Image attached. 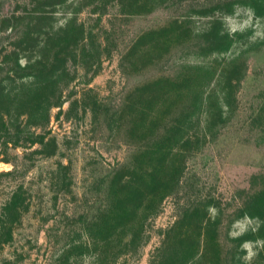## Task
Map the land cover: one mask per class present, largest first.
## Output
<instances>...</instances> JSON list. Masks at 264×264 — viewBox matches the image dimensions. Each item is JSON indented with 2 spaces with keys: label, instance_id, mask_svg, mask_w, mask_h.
Masks as SVG:
<instances>
[{
  "label": "rangeland",
  "instance_id": "rangeland-1",
  "mask_svg": "<svg viewBox=\"0 0 264 264\" xmlns=\"http://www.w3.org/2000/svg\"><path fill=\"white\" fill-rule=\"evenodd\" d=\"M163 1L0 0V264H264V0Z\"/></svg>",
  "mask_w": 264,
  "mask_h": 264
},
{
  "label": "trees",
  "instance_id": "trees-1",
  "mask_svg": "<svg viewBox=\"0 0 264 264\" xmlns=\"http://www.w3.org/2000/svg\"><path fill=\"white\" fill-rule=\"evenodd\" d=\"M167 0H164L163 2H166ZM169 2V0L167 1ZM173 4H175L176 2L173 0L172 1ZM200 13H207V11H200ZM173 24L176 27H181L183 26V24H185V21H181L179 22V20H175L173 21ZM166 27L160 29L159 32H163L166 31ZM157 31H152L151 33H159ZM212 35V45H215L212 49H214V51H225L226 49H228L230 47V45L232 44V37L229 36L228 34H221L217 31H214L213 33H210ZM42 44V43H41ZM38 45V43H37ZM44 46H46V43L44 42ZM66 59L63 58H55V59H37L35 60L34 63L30 64L28 67L32 69V71L34 74L35 73H39L42 74L44 73L46 76H52L54 75L57 71H59V69H62L64 72L66 71L67 67H66ZM157 186H153L152 190L156 191ZM262 190H260L259 192H257V195L260 197L259 200H262V205H264V192H261ZM257 195H254L256 197H258ZM15 194H14V198H15ZM17 199L16 201L13 199L12 201H10L9 203L5 204V206L3 207V212L1 214L0 217V246L10 242L13 240V234L10 230V227H8V225L10 223H12L14 221V218H7V213L9 212H13L14 210L17 209V206H19V204L17 203ZM252 204L255 206L254 202H252ZM261 221V225H260V232L263 235V243H264V214L262 217L259 218Z\"/></svg>",
  "mask_w": 264,
  "mask_h": 264
}]
</instances>
